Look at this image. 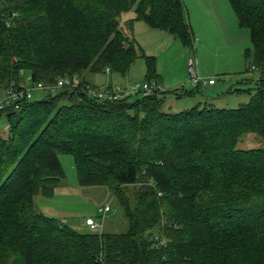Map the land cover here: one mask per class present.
Segmentation results:
<instances>
[{"label": "trees", "instance_id": "16d2710c", "mask_svg": "<svg viewBox=\"0 0 264 264\" xmlns=\"http://www.w3.org/2000/svg\"><path fill=\"white\" fill-rule=\"evenodd\" d=\"M229 2L250 32L249 102L171 114L165 92L104 101L82 77L107 68L126 77L143 58L145 81L160 84L155 58L120 19L134 8L130 33L143 21L191 45L182 0H0V91L28 78L71 82L5 112L0 264H264V148H239L246 134L264 140V0ZM59 155L73 156L80 186L116 195L124 232L80 233L36 211L35 197H52L66 177ZM135 186L132 208L124 190Z\"/></svg>", "mask_w": 264, "mask_h": 264}, {"label": "rangeland", "instance_id": "374dc122", "mask_svg": "<svg viewBox=\"0 0 264 264\" xmlns=\"http://www.w3.org/2000/svg\"><path fill=\"white\" fill-rule=\"evenodd\" d=\"M182 2L195 37L191 45H185L172 34L152 29L143 21H134L130 33L128 24L136 16L134 8L123 13L120 19L126 35L131 36L147 56L156 60V72L162 85V91L159 93L165 92L163 111L175 114L206 101L212 102L218 108L233 109L248 103L249 94L254 91V81L258 76L255 69L247 68L244 57L245 52L252 49L249 30L239 25L229 0H217L213 4L211 0ZM193 56L197 58L200 76L208 81L209 77L203 75L211 74L208 76H212L217 82V86L212 90L207 89L204 92V88H194L189 82L188 60ZM240 72H244L246 76L242 77L243 74L238 79ZM85 77L101 90L109 86L130 88L146 82V63L143 58H138L126 77L106 73L91 74L88 71L82 78ZM238 81L240 83H237ZM237 89L241 92H237ZM185 91L191 92L192 95L185 96ZM41 95H37L36 99H42ZM3 96L4 92L0 91V98ZM141 97L137 95L132 100ZM6 127L7 121L3 120L0 123L1 135H5ZM256 138L251 134L244 135L239 148H264V140L259 141ZM59 159L66 177L55 189L52 197H35L36 211L56 218L80 233H91L90 228L86 226L89 218L101 223L104 232H124L128 220L124 217V209L120 207L116 195L104 186H80L73 156L59 155ZM138 190L139 186L126 187L124 190L125 198L132 204V208ZM107 205L111 211L103 218L100 210Z\"/></svg>", "mask_w": 264, "mask_h": 264}, {"label": "built area", "instance_id": "2783aa9c", "mask_svg": "<svg viewBox=\"0 0 264 264\" xmlns=\"http://www.w3.org/2000/svg\"><path fill=\"white\" fill-rule=\"evenodd\" d=\"M23 74V73H21ZM106 74H111L109 68L106 69ZM188 79L194 88L203 89L206 85H214L215 81L210 79L205 81L199 72V64L196 56L190 57L188 60ZM30 78L21 83H13V85L5 92L4 96L0 98V123L5 120V112L8 109H18L20 102L24 100H31L36 91H48L62 88L66 85H71L70 80L60 79L55 87H48L42 83L32 85ZM88 94L93 98L104 101H117L130 96L141 95L142 97H150L161 90V87L156 82H144L137 84L130 88H121L109 86L101 90L98 88L87 87ZM111 210L110 206H104L100 212L105 216ZM86 226L92 231H98L102 228V224L94 219H87Z\"/></svg>", "mask_w": 264, "mask_h": 264}, {"label": "crops", "instance_id": "0c3cea01", "mask_svg": "<svg viewBox=\"0 0 264 264\" xmlns=\"http://www.w3.org/2000/svg\"><path fill=\"white\" fill-rule=\"evenodd\" d=\"M215 2H217V0H211V3L213 4V3H215ZM184 4V3H183ZM185 6V5H184ZM185 9H186V7H185ZM236 16V15H235ZM237 18V17H236ZM132 19V18H131ZM189 23V25H190V22H188ZM232 23V22H231ZM136 24H138V22L136 23ZM137 25H135V27H136ZM191 26V25H190ZM156 30V29H155ZM192 30V29H191ZM193 33V32H192ZM244 74V72H240L239 73V77H238V79L242 76ZM208 75H211V74H205L204 73V75L203 76H207V77H209V80L210 79H212V76H208ZM246 75L244 74V76H242V77H245ZM181 82V81H180ZM179 82V83H180ZM237 83H240V81H238ZM250 83V82H249ZM160 86H161V88H162V85H161V83H160ZM217 86V82H215V84L214 85H206L205 87H204V92H206L207 91V89L209 90V89H213V88H215Z\"/></svg>", "mask_w": 264, "mask_h": 264}]
</instances>
